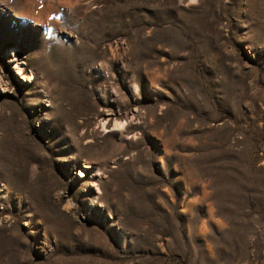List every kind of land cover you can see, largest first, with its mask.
Masks as SVG:
<instances>
[{"label": "rangeland", "instance_id": "374dc122", "mask_svg": "<svg viewBox=\"0 0 264 264\" xmlns=\"http://www.w3.org/2000/svg\"><path fill=\"white\" fill-rule=\"evenodd\" d=\"M31 1L0 0V264H264V0Z\"/></svg>", "mask_w": 264, "mask_h": 264}, {"label": "bare ground", "instance_id": "6f19581e", "mask_svg": "<svg viewBox=\"0 0 264 264\" xmlns=\"http://www.w3.org/2000/svg\"><path fill=\"white\" fill-rule=\"evenodd\" d=\"M73 1H74V0H58V2H59L60 4L67 5L68 7L73 3ZM30 3H34V0L31 1ZM48 10H49V9H48ZM37 14H38V18H39V17L41 18V17H43V15H44L43 12L41 13V11H38ZM48 15H49V14H48ZM46 16H47V15H46ZM46 16L44 15V17H46ZM38 18H37L36 20H40V19H38ZM47 18H48V16H47ZM46 20H47V19H46ZM44 21H45V19H44ZM42 22H43V20H42ZM42 22H41V23H42ZM44 23H45V22H44ZM44 23H43V24H44ZM13 50H14L13 48L10 49L11 52H13ZM18 65H19V64H18ZM18 65L15 64L14 67H15V69L18 70L17 72L19 73V72L22 71V70H21L22 67H21V66H18ZM81 174H82V172L80 171V172H79V175H81Z\"/></svg>", "mask_w": 264, "mask_h": 264}]
</instances>
